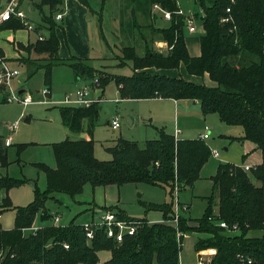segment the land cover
Instances as JSON below:
<instances>
[{"label":"trees","instance_id":"16d2710c","mask_svg":"<svg viewBox=\"0 0 264 264\" xmlns=\"http://www.w3.org/2000/svg\"><path fill=\"white\" fill-rule=\"evenodd\" d=\"M78 1L90 9L88 0ZM102 1L104 5L110 0ZM149 1L152 7L157 5L171 13L170 27L160 29L151 25L171 49L163 54L146 42L145 55L139 56L134 47H123L115 59L122 67L132 63L133 74L122 76L97 69L93 59H80L75 55L67 60L60 59V40L56 34L59 25L55 15L60 12L64 0H38L40 9L48 6L50 10L49 15L42 13L43 27H48L50 34L25 50L30 55L33 52L47 55L49 62L42 67L32 63L26 65L29 79L44 70L45 84L51 86L53 68L64 65L73 70L79 81L91 83L98 79L103 92L115 82L122 100L197 101L204 116L216 114L223 123L242 127L244 136L232 140L256 144L262 152V164L246 172L240 165L221 163L211 178L212 195L204 198L207 207L203 216L196 220V227L190 226L192 219L184 216H180L178 227H175L168 223L174 215V192L176 188L179 193L186 188L194 189L201 179V172L212 157L205 140L177 139L164 129H157L159 138L146 141L144 146L119 138L115 146L107 148L112 160L101 161L95 156L93 139L100 103L90 108L62 107L59 111L63 126L73 133H82L87 121L90 139H67L52 144L56 167L36 164L45 174L47 187L41 192L35 186L34 201L28 206L14 207L9 197L3 199L1 214L13 209L15 219L11 230H4L0 225V264H98L101 252L111 253L105 264H180L184 235L190 232L208 236L198 239L197 252L217 250L209 264H242L239 255L251 259L253 264H264V0H234V3L231 0H195L202 11L204 28V35L200 37V57L189 54L184 36L187 20L184 14H179L178 0ZM6 30L25 28L20 22L12 21L0 27V32ZM238 59H242L240 66L236 63ZM182 64L189 75H208L216 86L147 72L151 68L179 69ZM25 147H18L19 154ZM6 151L0 142V160L4 166L8 165ZM140 183L168 188L172 203L145 204L147 213H162L161 223L131 218L118 207H111L120 219L140 224L137 233L125 236L122 242L109 238L103 229L95 230L94 238L88 240L84 225L75 220L67 226H45L28 237L24 234L34 228L37 218L43 223L54 219L47 203L57 199L56 194L75 199L84 193L87 185L106 189ZM24 184L23 180L3 177L0 178V191L8 193ZM221 222H225L230 231L222 228ZM234 226L238 228L236 233L232 230ZM179 233L183 234L180 238Z\"/></svg>","mask_w":264,"mask_h":264},{"label":"rangeland","instance_id":"374dc122","mask_svg":"<svg viewBox=\"0 0 264 264\" xmlns=\"http://www.w3.org/2000/svg\"><path fill=\"white\" fill-rule=\"evenodd\" d=\"M90 9L89 11V34L92 38L94 53L93 58L101 59L100 62L94 61L93 65L104 72L113 75L131 76L133 74L132 63L126 66H121L119 61L115 59L116 55H120V50L123 47H134L139 56H144L146 51V42L153 49L155 40L159 39L154 32V27L166 29L170 27V22L164 19V14L161 11H156L157 21L152 25V18L149 13V6L147 0H110L103 5L102 0H88ZM178 6L181 12L186 17V26L184 28L185 39L192 43L197 44L201 36L204 35V28L202 26V11L195 3V0H178ZM28 10V5L25 7ZM45 15H49V9H43ZM29 11V10H28ZM198 17H195V15ZM31 21L34 24H39L37 33H42L49 36L48 27H43L42 15L39 11L31 15ZM189 19L193 20V25L196 28L195 33H190L188 22ZM58 23V22H57ZM59 33H61L63 25L59 22ZM138 26H144L138 27ZM37 33H31L30 40L34 42L37 40ZM63 33V32H62ZM28 34L26 31H18L16 33L5 31L0 33V48H3L7 56L11 59L17 56L19 52H23L20 59H15L23 67H20V76L14 83V90L18 93L23 87L26 94H29L34 103L29 106H24L22 103L3 102L0 101V139H8L11 137L13 145L7 148L6 151V167L1 166L0 160V178L11 177L16 180H23L25 184L18 188L11 189L8 193L5 190L0 191V200L9 197L14 207H26L34 201L35 186H38L41 192L46 190V177L41 172L36 164L44 163L50 168L56 167V160L54 157L52 144L60 143L67 139L72 140L71 134H68L63 127L60 119V108L63 106L56 105L63 100L67 94H75V92L84 86L82 81L75 79L73 70L64 65L55 66L52 73L51 87L45 84L44 70H40L33 78L29 79V72L26 67L29 63L42 67L47 65L48 56L38 55L36 53L28 54L25 48L29 47L32 43L22 44L12 42L25 41ZM192 42V43H191ZM21 45L23 47H21ZM14 47V49H13ZM155 47V48H154ZM163 54H168L170 51ZM15 50V51H14ZM17 50V51H16ZM2 53V54H1ZM0 55L5 58L4 52ZM29 57V58H28ZM6 59V58H5ZM9 61L8 59H6ZM14 60V59H12ZM237 66H240L242 59L236 60ZM183 69H185L183 67ZM176 73V77L180 78V69L171 70ZM184 75L188 77L186 69ZM197 82L204 84L203 77L196 76ZM50 95H44L43 90L50 89ZM22 89V90H23ZM97 102L100 103V116L98 123L94 129L93 139L95 141V156L101 161H110L112 156L107 152V148L113 147L119 138H124L129 141L138 143L144 146L148 140H155L159 138L157 130L148 128L146 125L152 123L149 119L145 118L147 112L144 104L134 103L131 100H122L118 87L115 82H111L103 92L102 87L95 90ZM23 95V97L26 96ZM2 95V94H1ZM5 97V95H4ZM2 99V98H1ZM52 102V103H47ZM191 109H194L190 106ZM76 108V107H75ZM195 110V109H194ZM196 111H198L196 108ZM189 114V113H188ZM166 121L175 123L172 120V114L165 113ZM117 118L122 127L113 129L111 123ZM129 119L133 121L130 124ZM18 128L12 132L9 125L16 124ZM181 123L185 127V131L194 132L192 136L198 138L197 132L200 133L204 130L205 126L213 129L211 138L205 141L210 147L211 151H218L219 158L211 157L210 161L201 172V179L196 183L194 189L186 188L178 192L176 188L174 192V207L176 199L181 208L180 216L189 217L192 219L190 226L196 227V220L200 219L207 207V201L204 198L212 195L213 182L211 180L217 173L218 166L226 163H237L238 165L244 164L242 161L243 143L236 142L234 145L226 140L223 136H232L233 138H240L244 136V129L240 126H229L223 123L219 116L213 114L207 122L197 123L192 120L191 116H186L184 112L181 113ZM88 127V122L86 123ZM158 129L162 127L157 126ZM169 133L171 129H166ZM183 132V131H182ZM185 134V133H184ZM52 143L45 145L42 143ZM6 143V141H5ZM41 143V144H39ZM5 145V144H4ZM2 145L1 147L4 148ZM25 145L24 150L19 154V146ZM225 149H230L228 152ZM259 186L260 184L253 180ZM114 191L108 193V201L118 205V209L125 212L128 217L136 219H148L151 223L163 222V215L161 212L151 211L147 213L145 204L150 205H163L165 203H172V197L168 188L151 186L148 184H127L119 188H114ZM104 187L93 188L87 185L84 193L77 196L75 199L70 198L64 194H56L57 198L64 199V203H58L55 200H50L47 203V208L51 213L60 212L62 217L61 225H69L70 222L75 220L77 224L84 225L91 221L93 217V210L95 209L93 200L102 209L110 210L111 207H103L107 200L104 192ZM95 191V192H93ZM81 202H77V201ZM60 202V201H59ZM186 203V204H184ZM189 204L191 209L189 210ZM117 207V206H112ZM101 211V209L96 208ZM60 210V211H59ZM0 211L3 209L0 207ZM116 211V210H110ZM217 211V208H216ZM0 224L4 230H11L14 228L15 211L13 209L2 212ZM174 220V215H173ZM173 220L168 223L173 225ZM43 224L49 226L56 224L54 219L43 223L40 218L35 222V228ZM43 226V227H45ZM41 227V228H43ZM25 236H29L32 232H25ZM180 234L178 238L182 237ZM199 238H208L206 235H200L195 232H190L184 235L182 244V251L180 253V264H199V252L196 251V244ZM109 253L102 252L99 254V260L105 264L110 257ZM157 264V263H155Z\"/></svg>","mask_w":264,"mask_h":264},{"label":"crops","instance_id":"0c3cea01","mask_svg":"<svg viewBox=\"0 0 264 264\" xmlns=\"http://www.w3.org/2000/svg\"><path fill=\"white\" fill-rule=\"evenodd\" d=\"M6 1L7 0H0V9L5 6ZM147 2H148L149 13L151 15L152 25H153L154 22H156L158 19L155 12L159 11V10H156V9L154 10V7H152L150 5V1L147 0ZM27 5H28L29 11L28 10L26 11V9H25V7H27ZM38 5H40L38 3V0H24L23 1V3H22L23 9L28 14V17L30 20H31L30 17L32 14L39 11L41 13V15H43V14H45L43 9L48 8V6H45L42 9H40L38 7ZM60 12L63 14V20L59 21V22L63 25L64 28H62V30H61L63 33L62 32L59 33L60 32L59 27L56 29V34L60 40L59 58L62 60H67L70 58L71 55H75L76 57H78L80 59H93L94 61L100 62L101 59L93 58L94 47H93L92 38H91L89 31H88V29H89L88 20H89V14H90L88 11V8L86 6H84L83 4H81L78 0H64V5L61 6ZM60 12H58V13H60ZM58 13H56V15ZM49 14H50V10H49ZM165 20L167 22H169L168 19H165ZM56 22H58V21H56ZM36 25L39 26V24H36ZM139 27H144V26H139ZM6 31H10L13 33L18 32V31H14V30H6ZM19 31H26L29 37H27V39L25 41H16L15 40L14 42H12V44H16L17 42L22 43V44L34 43V42H31L30 36H31V33H37L36 30L33 32H29L27 30H19ZM3 32H5V31H3ZM0 33H2V32H0ZM37 35H38V37H37L36 41H40L38 39L40 36H43L44 38H46V35H43L42 33H37ZM185 41H186V45H187L189 54L192 57H200L201 56L200 39H199V42L197 44L191 42L192 45L190 44V42H188V40L185 39ZM154 46L156 47V48L154 47L155 50L157 52H160V53H164L165 51L167 52L169 49L167 43L162 41L161 37H159V39L155 40ZM13 49H14V47H13ZM0 50L4 52L5 58L9 60L8 62L12 68L20 70V67L24 66L15 60V59H20L23 55L22 54L23 52L18 51L19 54L17 56H13L10 59L9 56H7V54L3 48H0ZM12 59H14V60H12ZM183 67L185 68V66L182 64L179 68L180 69V78H183L186 81L193 83V84L203 85V84H200L199 82H197L198 79L196 76L188 75V77H186L184 75L185 69H183ZM147 72H149L153 75L160 74V75H164V76H167L170 78H179V77H176L175 76L176 73L171 72V70H157L155 68H151V69H148ZM20 74H21V72H20ZM17 80H18V78L14 81V83ZM203 80H204V84L208 87H215L216 86V83L211 81L208 75L203 76ZM77 81H79V80H77ZM82 82L84 84L86 83L85 81H82ZM14 83H13V88H14ZM22 89H23V87L21 88L20 91H25L22 95L26 94V90H24V89L22 90ZM50 90H51V88H50ZM20 91L18 93H20ZM4 95H6V94L3 91H0V101L1 100L3 102L6 101V100H4ZM26 95H29V94H26ZM131 101L134 103L137 102L140 104H144L143 107L146 108L147 112L144 116L145 118H142V119L143 120L149 119L152 123H155V125H152V124L146 125L148 128H152V129L157 130L158 129L157 126L162 127L161 129H164L168 134L175 136L177 139H182V140L202 139L204 134H206V127H209V126H205L204 130L201 133H200V131H198L196 134V135H198V138H194V136H192V135H194L193 134L194 132L193 131L192 132L185 131L186 128L183 127V123H181V113L182 112H184L186 114V116H188V118H189V116H191L192 120H195L197 123L198 122L199 123L200 122L201 123L207 122L210 119L211 115H208V116L203 115V113L201 111V106L197 101H192V100L176 101V100H172V99H160V98L147 99V100H131ZM190 106H192L195 110L191 109ZM196 108L198 110H200L199 112H201V113L198 114V111H196ZM166 112H168L169 115L172 114V120H175L174 124H172V122H170V121L165 122L166 121V117H165ZM60 119H61V116H60ZM129 121H130V124L133 123V121L131 119H129ZM61 122H62V120H61ZM86 123H87V121L84 122V128H83L82 133H73V132L69 131L67 128H65L64 126L63 127L66 129L68 134H71V136H72L71 139L73 141L89 140L90 136L87 133L88 127H87ZM62 125H63V123H62ZM121 127H122V125L120 126V128ZM168 128L171 129V131H174V133H172V132L169 133L166 130ZM12 132H14V131H12ZM157 132H158V130H157ZM212 132H213V129L210 128V137L208 139H206L205 141L210 140ZM223 137L225 139H222V140H226L227 142L229 141L230 144L232 143L234 145L236 143V141L232 140L233 139L232 136H225L224 135ZM8 140L11 141V144L9 146H7V144L5 143V141L7 142ZM0 142H1V146L5 144L3 146L4 150H7L8 147H11L13 145L11 137H9L8 139H5V140L0 139ZM242 143H243V149H242V153H243L242 154L243 155L242 161H243V163L245 165H248V166L253 167V168L261 165L262 161H263V156H262L261 150H259L257 148V145L250 142V141H244ZM39 144H41V143H39ZM42 144L50 145L52 143L47 142V143H42ZM225 150L228 152L230 149H225ZM219 157H220V154H219ZM230 164L238 165L237 163H230ZM1 166L6 167L2 164H1ZM114 188L115 187H108L104 190L106 198L109 196L108 193L110 191L115 190ZM120 188L118 190H120ZM93 192H95V191H93ZM56 201L58 203H64L63 206H65V204H66L64 199L57 198ZM77 202H81V201L79 200ZM92 202H94L95 209L93 210V217H92L91 221L95 220L96 217L99 215V213H98L99 210L97 212H95L97 210L96 208H99L101 210H105V209H102V207H99L94 200ZM184 204H186V203H184ZM102 205H103V207H112V206L118 207L117 204H113L112 202L108 201V198L105 201V204H102ZM187 205L189 206V210H190L191 209L190 205L189 204H187ZM65 207H67V206H65ZM53 214H54V216L59 217V219H60L59 226H63V225H61V220H62V217H60L61 213L56 212ZM91 221H89L88 223H90ZM45 225H47V224H43L39 228H41ZM107 253H109L108 257L111 258V253L110 252H107Z\"/></svg>","mask_w":264,"mask_h":264},{"label":"built area","instance_id":"2783aa9c","mask_svg":"<svg viewBox=\"0 0 264 264\" xmlns=\"http://www.w3.org/2000/svg\"><path fill=\"white\" fill-rule=\"evenodd\" d=\"M24 0H7L6 4L3 8L0 9V27L3 25L10 23L12 21L20 22L25 30L29 32H33L37 29V25L32 23L29 19L28 14L23 9L22 3ZM234 3V0H231ZM159 10L164 14V18L170 21L171 13L167 11H163L159 6L155 5L154 10ZM228 13L231 12V9L227 10ZM179 14H183L181 11ZM63 14L60 12L55 16V21H62ZM229 19H225L224 21H228ZM189 31L190 33H195L196 28L193 25V20L189 19L188 22ZM40 41H44V37L40 36L38 38ZM20 75V70L14 69L10 66L9 62L0 55V91H3L6 95L4 100L6 102H20L25 106L31 105L34 103L33 98L30 95H20L17 93L13 88L14 81ZM100 88V81L95 79L93 82H86L83 87H80L75 94H67L63 98L61 102L53 103L56 105H61L63 107L68 108H90L92 105L97 104V99L94 96V91ZM44 95H50L51 90L46 89L43 90ZM47 103H52L48 102ZM113 129H119L121 124L120 121L116 118L111 123ZM18 128L17 123L9 125V129L11 131H15ZM210 137V128L206 127V134L202 137V140H206ZM7 146L11 144V141L8 140L6 142ZM212 156L214 158H219V153L217 151H212ZM240 167L249 172L252 167L242 164ZM2 200H0V207L2 206ZM99 215L96 217L95 220L91 221L90 223L84 224V228L86 230V235L88 240H92L94 238V232L97 229H103L106 231V234L109 238L114 239L118 242H122L125 236H134L138 229L140 228V224L134 220H122L118 217L117 213L110 210H101L98 212ZM181 208L176 199V204L174 207V220L173 226L178 227L179 219H180ZM1 212H0V220H1ZM54 221L56 224H59V217H54ZM222 228L227 229L230 231V227L225 223L221 222L219 224ZM58 226V225H57ZM37 228H32L28 230V232H36ZM234 233L238 231L237 226H234L233 229ZM27 232V231H25ZM181 233L178 234L180 236ZM66 248L69 247L66 245ZM217 250L216 249H206L199 252V264H209L212 259L216 256ZM238 259L242 262V264H253L251 259H246L243 256L239 255ZM98 264H102L99 262Z\"/></svg>","mask_w":264,"mask_h":264},{"label":"water","instance_id":"95a60500","mask_svg":"<svg viewBox=\"0 0 264 264\" xmlns=\"http://www.w3.org/2000/svg\"><path fill=\"white\" fill-rule=\"evenodd\" d=\"M24 92H25V91H20V93H19V94H20V95H22Z\"/></svg>","mask_w":264,"mask_h":264}]
</instances>
